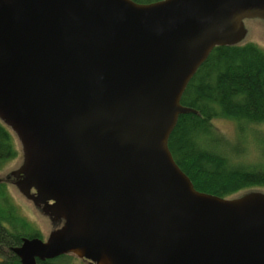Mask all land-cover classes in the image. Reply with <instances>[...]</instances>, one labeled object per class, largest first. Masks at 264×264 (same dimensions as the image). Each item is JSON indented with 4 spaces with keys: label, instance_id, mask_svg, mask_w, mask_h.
<instances>
[{
    "label": "water",
    "instance_id": "obj_1",
    "mask_svg": "<svg viewBox=\"0 0 264 264\" xmlns=\"http://www.w3.org/2000/svg\"><path fill=\"white\" fill-rule=\"evenodd\" d=\"M264 0H0V121L14 185L60 225L21 264H264V192L197 190L168 139L199 66Z\"/></svg>",
    "mask_w": 264,
    "mask_h": 264
},
{
    "label": "trees",
    "instance_id": "obj_2",
    "mask_svg": "<svg viewBox=\"0 0 264 264\" xmlns=\"http://www.w3.org/2000/svg\"><path fill=\"white\" fill-rule=\"evenodd\" d=\"M180 101L196 112L179 115L168 146L194 187L225 198L250 190L264 192V50L250 41L215 47L188 82ZM218 118L236 123L234 142L218 131ZM13 136L0 121V169L16 155ZM23 236L40 234L18 212L0 181V264H21L12 248ZM69 262L63 254L37 264Z\"/></svg>",
    "mask_w": 264,
    "mask_h": 264
},
{
    "label": "rangeland",
    "instance_id": "obj_3",
    "mask_svg": "<svg viewBox=\"0 0 264 264\" xmlns=\"http://www.w3.org/2000/svg\"><path fill=\"white\" fill-rule=\"evenodd\" d=\"M244 26L247 29V34L243 39V42H254L264 50V21L260 19H245ZM215 124L218 131L223 136L234 142L237 129L236 123L233 120L218 118L215 119ZM13 140L16 155L6 161L0 169V181L4 183L8 194L17 206L18 212L26 218L35 229L38 230L40 238L45 240L49 232L58 227L60 222L52 220L50 217L45 215L41 209H38L40 207L35 206L30 200L21 194L14 185L15 178L11 175V172L16 170L21 165L22 151L20 143L15 135L13 136ZM243 140L245 141L246 139L243 138ZM248 143L251 147H254L250 139L248 140ZM229 146L231 148L233 145L230 143ZM4 253L6 252L4 251ZM67 255L68 260L70 261L69 264H89L74 254L69 253Z\"/></svg>",
    "mask_w": 264,
    "mask_h": 264
},
{
    "label": "flooded vegetation",
    "instance_id": "obj_4",
    "mask_svg": "<svg viewBox=\"0 0 264 264\" xmlns=\"http://www.w3.org/2000/svg\"><path fill=\"white\" fill-rule=\"evenodd\" d=\"M38 209H40V208H38ZM58 222H60V221H58ZM82 260H84V261H86L87 263H89V264H91L88 260H86V259H82Z\"/></svg>",
    "mask_w": 264,
    "mask_h": 264
}]
</instances>
